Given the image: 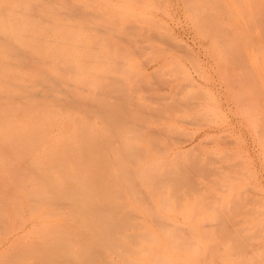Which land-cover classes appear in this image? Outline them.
<instances>
[{
  "label": "rangeland",
  "instance_id": "374dc122",
  "mask_svg": "<svg viewBox=\"0 0 264 264\" xmlns=\"http://www.w3.org/2000/svg\"><path fill=\"white\" fill-rule=\"evenodd\" d=\"M154 251L264 264V0H0V264Z\"/></svg>",
  "mask_w": 264,
  "mask_h": 264
},
{
  "label": "crops",
  "instance_id": "0c3cea01",
  "mask_svg": "<svg viewBox=\"0 0 264 264\" xmlns=\"http://www.w3.org/2000/svg\"><path fill=\"white\" fill-rule=\"evenodd\" d=\"M176 226H178V225H176ZM180 227V226H179ZM200 228H202L203 226H199ZM210 227H214V226H210ZM204 228H206V227H204ZM216 229H212V230H205V229H200V231L201 232H205V233H207V232H211V231H215ZM180 232H184V234H187V232H189V230L187 231H180ZM186 232V233H185ZM191 233L193 232V230H191L190 231ZM185 236V235H184ZM183 235H181L180 236V238H186V237H184ZM237 236V235H236ZM157 239H158V243L159 244H157L156 242V249H158V250H161V252H162V250H164V249H167V250H170V251H172V250H174V251H176L177 249H182L183 247H179V244L180 245H185V246H189L190 245V242L188 243L186 240H184V241H181V242H178V241H173L174 240V238H172V237H168L167 239V241L168 242H163L160 238H159V236H155ZM188 239L190 238V239H193V242H191V245H193V246H195V247H198L199 249H200V251H203V255H205V253L206 252H204L205 250H206V248H204V246L202 245V244H199V243H197V241H196V239H197V236H195L193 233H192V235L191 236H188L187 237ZM238 238V237H237ZM179 243V244H178ZM108 244V249H109V247H110V249H111V251H113V249H114V246L115 245H113V244H111L110 243V246H109V243H107ZM208 248H210V249H208V253H211V250H213L214 248H213V246H211L210 245V247L209 246H207ZM109 249V250H110ZM160 251H154L153 253H155V255H156V257H154V262H156L157 260H160V257H162L161 259H164V260H168L170 263H168V264H173L174 262H176V261H174L172 258H169L168 256H165V255H163L162 253H161ZM173 252V251H172ZM103 254V253H102ZM160 254H162V255H160ZM110 255V254H109ZM201 259H203V256H201ZM173 261V262H172ZM181 262V264H182V261H180ZM90 264H105L104 263V259H102L101 260V262H95V263H90ZM106 264H119V263H117V258H114V255H113V257L111 258V255L109 256V258H108V262L106 263ZM164 264V263H163ZM179 264V263H178Z\"/></svg>",
  "mask_w": 264,
  "mask_h": 264
},
{
  "label": "bare ground",
  "instance_id": "6f19581e",
  "mask_svg": "<svg viewBox=\"0 0 264 264\" xmlns=\"http://www.w3.org/2000/svg\"><path fill=\"white\" fill-rule=\"evenodd\" d=\"M199 29L200 30H203V28H200L199 27ZM174 81H172V83H173ZM196 84H195V82H193L192 80L191 81H189L188 82V84H185V85H183V84H181L180 83V80H179V83H177L176 82V84H173V89H174V93L176 94H179L180 92H182V91H184L185 89H187L188 87H194ZM183 87V90L182 91H178L180 88H182ZM207 114V113H206ZM184 229L185 230H189V231H191L189 228H187V227H184ZM153 240H155L154 242H156L157 244H159L158 243V239L155 237V236H153ZM173 262V261H172ZM179 262H174L173 264H178ZM179 264H181V262L179 263Z\"/></svg>",
  "mask_w": 264,
  "mask_h": 264
}]
</instances>
